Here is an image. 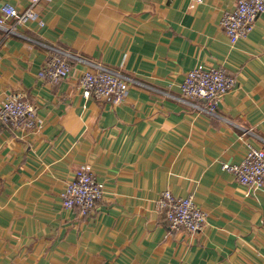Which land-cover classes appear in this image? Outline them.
I'll list each match as a JSON object with an SVG mask.
<instances>
[{
	"label": "crops",
	"instance_id": "obj_1",
	"mask_svg": "<svg viewBox=\"0 0 264 264\" xmlns=\"http://www.w3.org/2000/svg\"><path fill=\"white\" fill-rule=\"evenodd\" d=\"M237 1L52 0L43 25L15 27L3 7L29 0H0L15 28H0V102L19 92L38 109L35 129L0 121V264H264V187L223 168L264 150V15L230 44L221 20ZM43 44L120 71L125 100L86 98L79 78L96 69L75 61L67 79L42 80ZM199 65L237 80L214 112L181 91ZM83 165L104 188L88 217L62 197ZM168 190L206 213L199 234L170 229Z\"/></svg>",
	"mask_w": 264,
	"mask_h": 264
},
{
	"label": "built area",
	"instance_id": "obj_2",
	"mask_svg": "<svg viewBox=\"0 0 264 264\" xmlns=\"http://www.w3.org/2000/svg\"><path fill=\"white\" fill-rule=\"evenodd\" d=\"M50 1L52 0H29V6L23 11H18L10 5H5L2 10L5 18L15 19V27L23 26L31 21H37L43 25L38 5L41 2ZM261 15H264V0H238L233 10L225 11L221 26L230 44L236 45L239 41L246 39ZM4 20L0 19V28L8 33L14 32L15 28H7ZM43 45L48 50V56L39 73L42 80L55 84L67 79L71 75L72 61H75L96 69L95 72L84 71L79 78V86L86 98L113 104H121L125 100L131 79L120 71L94 64L58 46ZM236 85V78L227 70L199 65L187 73L181 84V91L186 102L206 99L209 102V111L214 112L220 99ZM0 121L35 129L38 125V109L22 93H13L0 102ZM246 132L250 133V130ZM223 168L233 173L240 184L252 190H260L264 187L263 149L248 145L246 156L241 163L225 164ZM103 194V185L98 182L93 167L83 165L74 172L72 179L66 184L62 194L63 206L66 209H77L81 216L88 217L96 211ZM158 203L166 212L171 230L196 235L204 229L206 213L196 204L193 197H179L168 190L161 194Z\"/></svg>",
	"mask_w": 264,
	"mask_h": 264
}]
</instances>
